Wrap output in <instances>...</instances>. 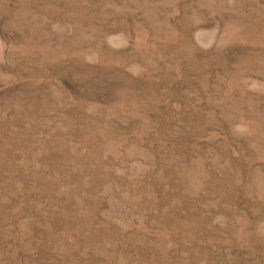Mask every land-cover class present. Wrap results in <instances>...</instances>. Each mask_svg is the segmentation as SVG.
Segmentation results:
<instances>
[{"label": "rangeland", "instance_id": "374dc122", "mask_svg": "<svg viewBox=\"0 0 264 264\" xmlns=\"http://www.w3.org/2000/svg\"><path fill=\"white\" fill-rule=\"evenodd\" d=\"M0 264H264V0H0Z\"/></svg>", "mask_w": 264, "mask_h": 264}]
</instances>
